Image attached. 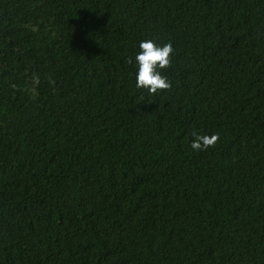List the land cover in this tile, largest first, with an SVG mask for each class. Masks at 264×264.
<instances>
[{
	"label": "trees",
	"instance_id": "16d2710c",
	"mask_svg": "<svg viewBox=\"0 0 264 264\" xmlns=\"http://www.w3.org/2000/svg\"><path fill=\"white\" fill-rule=\"evenodd\" d=\"M0 264H264V0H0Z\"/></svg>",
	"mask_w": 264,
	"mask_h": 264
},
{
	"label": "clouds",
	"instance_id": "9594fccd",
	"mask_svg": "<svg viewBox=\"0 0 264 264\" xmlns=\"http://www.w3.org/2000/svg\"><path fill=\"white\" fill-rule=\"evenodd\" d=\"M140 52L135 55L137 72L135 74V86L138 89L147 90L149 94H157L165 90L172 89L171 81L163 74V70L173 65V56L175 49L171 41L157 45L154 40H143L139 44ZM128 64L133 63V57L129 56ZM29 87L38 88L41 80L40 77L33 74L30 78ZM14 88L17 85H13ZM194 139L191 148L194 151H202L215 147L220 137L218 134L201 135L195 130L192 132Z\"/></svg>",
	"mask_w": 264,
	"mask_h": 264
}]
</instances>
